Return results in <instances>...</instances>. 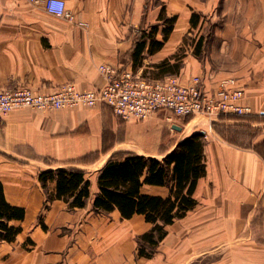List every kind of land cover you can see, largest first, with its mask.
I'll list each match as a JSON object with an SVG mask.
<instances>
[{"label": "crops", "instance_id": "crops-1", "mask_svg": "<svg viewBox=\"0 0 264 264\" xmlns=\"http://www.w3.org/2000/svg\"><path fill=\"white\" fill-rule=\"evenodd\" d=\"M44 1L0 0V89L50 93L72 83L88 91L104 85L102 64L150 79L176 76L185 82L201 76L206 88L229 78L244 91L242 102L253 114L231 117L224 125L237 118L246 126L264 125V0H63L72 20L50 14ZM171 17L175 23L161 49L147 53V39L134 68L136 42L152 28L162 41L163 18ZM173 55L179 60H171ZM164 60L178 63V72L155 68ZM172 117L159 111L135 124L98 105L22 108L1 119L0 185L7 203L24 209L25 218L11 222L22 228L14 242L0 241V264H264L262 138L255 140L256 149L247 148L229 142L221 135L225 131L194 129L159 157L155 124ZM148 132L151 140L143 141L141 134ZM199 132L204 134L205 175L193 193L196 205L166 227L153 257H138L137 237L152 224L142 215L122 219L117 210L94 212L99 171L118 153L161 161L178 142ZM131 143L140 151L127 148ZM60 168L85 173L90 194L85 208L46 201L56 184L47 182L44 189L38 175ZM141 193L167 197L169 188L143 185ZM30 214L33 221L43 215V224L28 222Z\"/></svg>", "mask_w": 264, "mask_h": 264}, {"label": "trees", "instance_id": "trees-1", "mask_svg": "<svg viewBox=\"0 0 264 264\" xmlns=\"http://www.w3.org/2000/svg\"><path fill=\"white\" fill-rule=\"evenodd\" d=\"M163 23L167 26L163 29L162 41L155 39L156 30L152 28L150 33L143 34L136 42L132 56L134 68L146 47L147 39L149 40L147 53L152 54L161 49L173 29L175 17L163 18ZM191 24L195 25L194 15L191 17ZM201 43L202 38H198L194 48V54L197 56L200 54ZM170 59L176 60V55ZM155 68L160 69L162 73L175 74L178 72L179 64H170L168 60H164ZM234 121L237 122L227 129L233 127L240 129L244 125L238 122V118ZM230 133L232 134L225 133L222 136L229 142L239 145L240 140L234 137L235 132ZM203 149L204 134L196 133L178 142L161 161L132 153L111 156L98 174L99 191L92 201L93 211L110 213L117 210L122 219L142 215L152 227L137 237V256L151 258L167 234L166 227L183 218L196 205L193 193L197 181L205 175ZM84 175L83 171L76 168H60L43 170L39 173L38 179L44 189L47 182L53 181L56 184V192L46 195L47 202L62 200L73 210L85 208L89 200V182L85 180ZM143 185L168 187L169 195L167 197L144 195L141 193ZM24 218V209L8 204L0 185V241L14 242L22 228L10 223L21 222Z\"/></svg>", "mask_w": 264, "mask_h": 264}, {"label": "built area", "instance_id": "built-area-1", "mask_svg": "<svg viewBox=\"0 0 264 264\" xmlns=\"http://www.w3.org/2000/svg\"><path fill=\"white\" fill-rule=\"evenodd\" d=\"M46 10L59 18L72 20L63 0H45ZM105 83L89 91H79L66 83L51 93L35 92L29 88L0 89V120L22 108L57 110L105 105L121 120L142 122L159 111L176 118H197L211 125L227 117L253 114L243 104L244 91L233 79L216 81L211 88L203 86L200 77L183 82L176 76L150 79L137 76L130 69L100 65Z\"/></svg>", "mask_w": 264, "mask_h": 264}, {"label": "rangeland", "instance_id": "rangeland-1", "mask_svg": "<svg viewBox=\"0 0 264 264\" xmlns=\"http://www.w3.org/2000/svg\"><path fill=\"white\" fill-rule=\"evenodd\" d=\"M179 58L180 57L176 56V60H179ZM173 61H175V59ZM208 77L214 79L213 76H208ZM213 82L215 83V81H213ZM234 85L236 87H238L236 85V83ZM173 117L170 118V121L168 123L166 121H164V123L158 121L155 124V127L158 128L159 137H160V140H159V142H157V145H156V149H157V151L159 153L158 154L159 157H160V155L164 154L166 152V150L171 149L172 146L176 143V141H178L181 137H183L184 135H186L189 132L193 131L194 129H198V130L202 129L201 131H204V132H205V130L207 132H210L211 130L220 131V132L225 131L227 133V135L232 134L230 132L233 131V132H235L234 137L237 138L238 140H240L239 141V145L241 147H247V148L255 146V149H256L257 145H256L255 140L258 139V138H262L260 141H262V140L263 141L262 142L259 141L260 143H259L258 147L259 148L262 147V150L264 152V144H263L264 143V138H263V136H264V125L251 126V124H253V123L248 122L247 124L249 126H246V124H244L245 126L244 125L243 126L239 125V126H241L240 129H237V128H234V127H233V129H227L229 126H232V125H224V122L228 121L227 119H229L231 117L224 118L220 122H214L211 125L209 124V122H207L204 119H201L200 117H197L195 119L194 118H176V117L173 118ZM128 121L132 122L134 120H128ZM134 123L135 124H139L141 122H137V121L135 122L134 121ZM123 124H127V123H123ZM173 126L179 127L180 130L174 129L175 127H173ZM243 127H248V128H246V129L244 128L243 129ZM133 128L135 129V126ZM234 130H236V131H234ZM123 133H125V132H122V133L119 134V138L121 137V135ZM199 133H201V132H199ZM222 134H224V133H221V135ZM141 137H142L143 141L147 142V141L151 140V133L148 132L144 136L141 134ZM253 141H254V143H253ZM158 143H159V145H158ZM127 146H128L127 148H129V146L131 148H133V150L135 152H139L140 149H141L140 146H138L136 144H132V143L128 144ZM33 217H34V215L30 214L29 218H28V222L31 223L33 221L32 220ZM39 218H40V216H36L35 220L32 222V224H43V215H42L41 219H39ZM11 225H14V224L12 223ZM26 244L30 245L29 241H27ZM156 252H157V250L155 251V253ZM154 254H153V256H154Z\"/></svg>", "mask_w": 264, "mask_h": 264}, {"label": "water", "instance_id": "water-1", "mask_svg": "<svg viewBox=\"0 0 264 264\" xmlns=\"http://www.w3.org/2000/svg\"><path fill=\"white\" fill-rule=\"evenodd\" d=\"M175 127V126H174ZM175 129H177V130H180V128L179 127H175Z\"/></svg>", "mask_w": 264, "mask_h": 264}, {"label": "bare ground", "instance_id": "bare-ground-1", "mask_svg": "<svg viewBox=\"0 0 264 264\" xmlns=\"http://www.w3.org/2000/svg\"><path fill=\"white\" fill-rule=\"evenodd\" d=\"M111 66V65H110ZM76 87V86H75ZM92 90V89H91ZM89 91V90H88ZM51 93V92H50Z\"/></svg>", "mask_w": 264, "mask_h": 264}]
</instances>
